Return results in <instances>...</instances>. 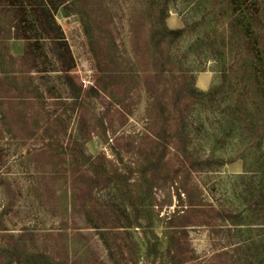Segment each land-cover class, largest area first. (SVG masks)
<instances>
[{"label": "rangeland", "instance_id": "rangeland-1", "mask_svg": "<svg viewBox=\"0 0 264 264\" xmlns=\"http://www.w3.org/2000/svg\"><path fill=\"white\" fill-rule=\"evenodd\" d=\"M4 1L0 264H264V0Z\"/></svg>", "mask_w": 264, "mask_h": 264}, {"label": "trees", "instance_id": "trees-1", "mask_svg": "<svg viewBox=\"0 0 264 264\" xmlns=\"http://www.w3.org/2000/svg\"><path fill=\"white\" fill-rule=\"evenodd\" d=\"M60 2H55L51 0H39V2L35 5V12H36V22L39 24L45 33L48 34V37L54 41H64L65 37L63 35V30L61 26L58 24L55 18L54 10L56 9L57 5ZM14 2H10V4H7L6 1L0 0V10L11 12L13 10ZM17 16H13L12 22L9 24V30H8V38L11 37H17V38H24L26 40L30 39V36L26 34L27 28L20 25V23L17 22ZM24 29L22 31L21 29ZM183 32V28L173 29L168 28L165 26V34H172V35H180ZM2 40V38H1ZM66 44V42H63ZM68 50H70L68 44H67ZM29 52H27L28 54ZM13 58V56H12ZM68 71V69L66 70ZM66 77L69 80H72L70 74L66 73ZM204 93V92H203Z\"/></svg>", "mask_w": 264, "mask_h": 264}]
</instances>
